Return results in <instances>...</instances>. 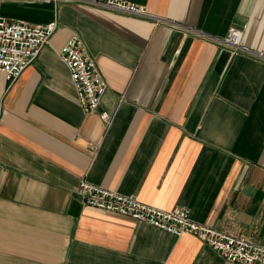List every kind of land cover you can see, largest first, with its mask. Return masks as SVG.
<instances>
[{
	"label": "crops",
	"instance_id": "obj_1",
	"mask_svg": "<svg viewBox=\"0 0 264 264\" xmlns=\"http://www.w3.org/2000/svg\"><path fill=\"white\" fill-rule=\"evenodd\" d=\"M128 1L165 20L0 0L4 17L59 25L16 81L0 71V264H237L84 206L82 179L264 244V59L212 38L246 25L264 53V0ZM74 34L107 82L89 114L59 56Z\"/></svg>",
	"mask_w": 264,
	"mask_h": 264
},
{
	"label": "built area",
	"instance_id": "obj_2",
	"mask_svg": "<svg viewBox=\"0 0 264 264\" xmlns=\"http://www.w3.org/2000/svg\"><path fill=\"white\" fill-rule=\"evenodd\" d=\"M57 4L60 2H82L102 10L149 20L155 24L164 21L150 13L145 5L128 0H23ZM56 20L46 24H31L24 20L9 19L0 14V71L9 83L16 81L40 55L42 48L50 42L58 29ZM243 28L230 27L222 38L212 37L218 44L225 45L235 53H245L264 59V53L250 49L242 43ZM67 65L80 107L85 114L95 111L107 90V82L95 59L88 53L84 41L72 35L59 52ZM104 120L110 116L101 114ZM75 196L84 206L96 207L130 216L178 237L189 233L200 238L219 252L227 261L237 264H264V244H258L242 236L218 230L195 221L188 208L179 206L163 209L130 196L94 184L86 179L79 183Z\"/></svg>",
	"mask_w": 264,
	"mask_h": 264
}]
</instances>
